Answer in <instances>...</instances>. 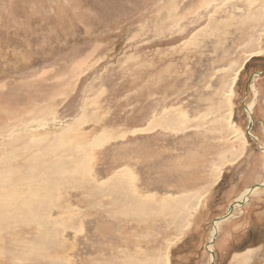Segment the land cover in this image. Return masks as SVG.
<instances>
[{"label": "rangeland", "instance_id": "obj_1", "mask_svg": "<svg viewBox=\"0 0 264 264\" xmlns=\"http://www.w3.org/2000/svg\"><path fill=\"white\" fill-rule=\"evenodd\" d=\"M263 3L0 0V264H264Z\"/></svg>", "mask_w": 264, "mask_h": 264}, {"label": "bare ground", "instance_id": "obj_2", "mask_svg": "<svg viewBox=\"0 0 264 264\" xmlns=\"http://www.w3.org/2000/svg\"><path fill=\"white\" fill-rule=\"evenodd\" d=\"M264 4V3H263ZM264 6V5H263ZM241 68V67H240ZM232 87V86H231ZM233 91H232V88L230 89V93H232ZM231 96H232V94H230V99H231ZM20 110V109H19ZM231 114V113H230ZM19 116V115H18ZM238 127V126H237ZM234 128H235V125H234ZM239 128V127H238ZM236 129V128H235ZM237 131H238V129H237ZM236 132V131H235ZM4 133V132H3ZM15 150V149H14ZM11 160V159H10ZM1 176V175H0ZM3 177V176H2ZM2 177H1V179H2ZM130 177V176H129ZM34 179V178H33ZM36 179V178H35ZM35 181V180H34ZM37 181V180H36ZM42 181V180H41ZM2 183H4V182H2ZM27 184V183H26ZM5 185V184H4ZM3 185V188L4 189H1L0 190V197L2 196V193L3 192H5V188H7V187H5ZM0 186H2V185H0ZM31 186V185H30ZM2 188V187H1ZM31 189V188H30ZM8 191H9V188H8ZM11 191H12V189H11ZM11 191L9 192L10 194H11ZM15 191V190H14ZM13 192V191H12ZM252 191H250V190H246L243 194H242V196L237 200V202H236V206L238 207L239 205H241L240 203L242 202V201H245L246 199H247V195L249 194V193H251ZM5 194V193H4ZM3 194V195H4ZM13 194V193H12ZM11 194V195H12ZM7 196H8V194H7ZM6 197V196H5ZM26 197V196H25ZM1 198H3V197H1ZM4 199V198H3ZM3 199H2V201H3ZM6 200V199H5ZM32 200V199H31ZM4 202V201H3ZM28 202V201H27ZM31 202V201H30ZM8 203V202H7ZM32 203V202H31ZM6 205V204H5ZM25 206V205H24ZM33 207V206H32ZM3 208H1V210H2ZM33 209H36V208H33ZM38 209H39V206H38ZM42 209V208H41ZM40 209V210H41ZM1 210H0V214H2L1 213ZM35 211V210H34ZM34 211H32V212H34ZM38 211V210H37ZM29 213V212H28ZM4 215V214H3ZM7 216V215H6ZM1 219V218H0ZM5 219V218H4ZM2 221V220H1ZM5 221V220H4ZM218 224L220 225V222H217V223H215V229H218ZM217 231V230H216ZM44 233V232H43ZM42 238V237H41ZM252 250H254V249H248L247 251H249L247 254H245L246 255V257L249 255V254H251L252 252ZM246 251V252H247ZM246 252H244V253H246ZM165 253V252H164ZM242 252H240L238 255H242V257H245L244 256V254L242 253ZM164 258H165V260H166V264H170V258H169V254L166 252L165 253V255H164Z\"/></svg>", "mask_w": 264, "mask_h": 264}, {"label": "trees", "instance_id": "obj_3", "mask_svg": "<svg viewBox=\"0 0 264 264\" xmlns=\"http://www.w3.org/2000/svg\"><path fill=\"white\" fill-rule=\"evenodd\" d=\"M250 67V64L249 65H247L246 67H245V74L247 73V70H248V68ZM263 228V227H262ZM262 231L264 232V228L262 229ZM263 237H264V235L263 236H255V234H254V240L255 241H257V240H259L256 244H253V245H250V246H246L245 248H250V247H257V246H259L260 244H262L263 243ZM244 249V248H243ZM174 262V261H173ZM173 264H177L176 262L175 263H173Z\"/></svg>", "mask_w": 264, "mask_h": 264}, {"label": "water", "instance_id": "obj_4", "mask_svg": "<svg viewBox=\"0 0 264 264\" xmlns=\"http://www.w3.org/2000/svg\"><path fill=\"white\" fill-rule=\"evenodd\" d=\"M253 190H254L253 188L250 189V191H252V192H253ZM233 207H234V205H233ZM231 209H232V208H231ZM229 212H230V211H229ZM228 216H230V213H228L227 217H228ZM227 217H224V218H227Z\"/></svg>", "mask_w": 264, "mask_h": 264}]
</instances>
